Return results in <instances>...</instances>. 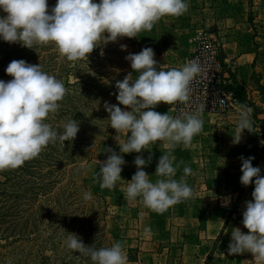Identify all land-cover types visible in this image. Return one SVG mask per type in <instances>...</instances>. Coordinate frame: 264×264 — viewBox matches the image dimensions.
I'll return each mask as SVG.
<instances>
[{
	"label": "rangeland",
	"instance_id": "rangeland-1",
	"mask_svg": "<svg viewBox=\"0 0 264 264\" xmlns=\"http://www.w3.org/2000/svg\"><path fill=\"white\" fill-rule=\"evenodd\" d=\"M186 2L189 7L183 15L163 17L151 31L143 30L136 38L124 37L115 43H107L100 50L103 55L99 53L91 57L90 62L92 69L101 66L102 76L106 74L102 80L108 83L114 77L110 75L112 64L118 65V59L122 57L120 67H115L117 72L132 71L125 57L129 53H139L144 47L154 50V59L161 70L181 68L192 62L198 65L205 78L208 74L203 67L208 68L212 54L234 74V69H238L237 57L240 64L246 63V69H241L246 81H238L244 90L240 99L224 82L221 85L204 83L195 76L190 83L187 102L171 105L161 102L155 109L175 118L195 112L197 108L203 109L202 131L193 137L190 145L180 144L172 151L174 166L176 162H184L176 179L183 174L185 165L193 170L186 177L193 189V197L162 213L145 207L139 197L126 199L127 181L136 171L133 160L137 153L122 154L126 163L121 172L122 180L115 188H101L99 182H94L93 175L99 171V161L106 159L104 146H111L119 152L118 145L126 140L125 133H116L110 128L108 113L104 112L106 115L101 122L106 123L94 138L89 136L92 146L87 148L84 157L69 162L70 151L59 144L53 154H59L60 161L56 164L41 162L36 178L48 182L41 197H14L2 191L8 182L0 184V264H86V259L90 258L64 246L65 237L60 232L66 228L67 221L81 230H92L94 237L84 242L86 245L94 244L99 248L107 247V242L111 246L121 241L130 264H256L250 253L228 255L227 246L233 228L239 227L242 232H247L241 223L242 212L244 202L252 199L254 188L253 184L245 187L240 183L242 173L238 157H254L253 166L260 167L264 176V0ZM222 13L228 16H222ZM0 15L6 14L0 11ZM207 39L217 44L216 49L207 45L198 47L200 42L207 43ZM121 44L127 45L125 54L120 49ZM224 46L235 51L230 49L231 55L223 57ZM221 87L229 89L234 98H228V92H222ZM218 97L223 101L219 103ZM103 100L118 104L115 95L105 96ZM238 103L252 109L253 133L245 130L241 142L233 144L239 118ZM147 147L153 158L144 171L150 175V180L155 181L158 158L168 150L162 141ZM142 154L147 157L148 150ZM52 158L54 160L55 156ZM204 162H207L206 169L202 167ZM202 176H208L210 180H203ZM85 192L91 193V199L83 198ZM226 197H230V202L225 207L222 204ZM32 227L37 230L33 233L34 238H15L18 235L15 231ZM146 227H150V234L145 233Z\"/></svg>",
	"mask_w": 264,
	"mask_h": 264
},
{
	"label": "clouds",
	"instance_id": "clouds-1",
	"mask_svg": "<svg viewBox=\"0 0 264 264\" xmlns=\"http://www.w3.org/2000/svg\"><path fill=\"white\" fill-rule=\"evenodd\" d=\"M188 7L186 0H99L98 3L56 0L51 8L47 0H0V11L6 14L0 17V39L29 49L52 42L68 61H88L94 49L120 38H136L143 30L151 31L161 18L181 16ZM120 49L126 50L127 45L121 44ZM154 56L151 47H144L139 53L125 57L132 71L115 82L118 104L104 102V109L110 128L116 133H125L126 140L118 145L119 152L104 146L106 159L99 161V171L94 173L93 180L101 188H115L122 180L126 163L122 154L137 153L133 160L136 171L127 181L125 198L139 197L145 207L162 213L194 195L186 180L193 170L185 165L183 174L176 179L184 162L181 160L174 166L172 151L180 144L190 145L193 137L202 131L204 121L202 108L184 113L180 118L155 110L161 102L167 105L187 102L190 83L200 69L189 62L181 68L161 70ZM5 72L12 79L0 80V171L18 168L37 158L50 144L74 140L80 123L69 119L60 130L45 122L50 113L59 110L58 102L63 100L67 89L62 81L43 71L40 64L12 60ZM237 111L233 144L241 142L245 130L253 133L252 109L238 103ZM157 141L164 142L168 151L159 156L154 172L157 179L152 181L144 168L153 158L147 146ZM144 150H148L147 157L142 154ZM238 159L240 183L245 187L253 184L254 188L252 199L244 202L242 212L241 223L247 232L239 227L231 230L227 253H250L256 264H264V176L260 167L253 166L254 157ZM83 198L91 199V193L85 192ZM229 202L230 197L224 198L222 206H228ZM63 231L66 233L64 246L90 258L92 264H130L121 241L97 248L94 244L86 245L78 234ZM144 231L150 234L151 229L146 227Z\"/></svg>",
	"mask_w": 264,
	"mask_h": 264
},
{
	"label": "trees",
	"instance_id": "trees-1",
	"mask_svg": "<svg viewBox=\"0 0 264 264\" xmlns=\"http://www.w3.org/2000/svg\"><path fill=\"white\" fill-rule=\"evenodd\" d=\"M55 3L56 0H51L48 5L51 8ZM100 50H102L100 47L94 49L88 56V61L77 60L70 62L60 54L58 48L52 42L47 45H34L32 49H29L22 47L19 43L10 44L0 39V80L9 81L12 79L5 72L6 67L12 60L23 59L30 64H40L43 71L62 81L67 89V94L63 100L58 102L60 104L59 110L56 113H50V117L48 116L45 122L49 123L54 129L60 130H62L63 124L69 119L73 118L80 122L79 132L74 140L65 141L64 144L59 142L54 145L50 144L37 158L26 161L18 168L0 171V176L3 177V179H0V184L9 183L8 186L3 187L2 191L10 193L14 197H41L45 193L44 188L48 182H44L41 178L39 180L36 178L38 176L37 170L41 168L42 161L47 164H50V161L54 164L60 161L59 154H53L55 146L62 144L64 148L70 151L67 157L69 162H74L77 157L80 158L86 155L87 148L92 146L89 136L94 138L95 133L102 131V127L106 123L104 121L101 122L105 118L103 115L107 113L104 109L105 101L103 99L105 96L115 95V82L122 80L127 73L125 70L117 72L115 67H120L122 64V57H119L118 62L113 61V63L117 62L118 65L112 64L113 69L110 71V75L113 74L114 77L110 79L109 83L104 82L102 79L106 77V74L102 76L101 66H98L97 69H92L90 62V58L98 56ZM122 52L125 54L124 50ZM105 71L106 73L109 72V70ZM226 79L228 80L227 87L234 92L236 98L240 99L243 97L244 90L231 69H228ZM52 115L53 117H51ZM54 156L55 159L53 160L52 157ZM63 229L67 232L78 234L83 242H87L91 237H94L92 230H81L74 223L69 225L68 221L66 228ZM36 231L34 227L29 230H18L14 232L18 234L15 238L23 236L34 238L33 233ZM57 232L58 230L55 233ZM55 233L54 235H56ZM60 235L66 238V233L63 230ZM49 237L52 238L51 236ZM107 246H110V243L107 242ZM85 262L86 264H92L87 259Z\"/></svg>",
	"mask_w": 264,
	"mask_h": 264
},
{
	"label": "built area",
	"instance_id": "built-area-1",
	"mask_svg": "<svg viewBox=\"0 0 264 264\" xmlns=\"http://www.w3.org/2000/svg\"><path fill=\"white\" fill-rule=\"evenodd\" d=\"M206 41V40H204ZM202 43V44H201ZM207 45V47H209L210 49H216L217 44H215L214 42L210 41L207 39V43H203L200 42V44H198L199 46H204ZM213 59H209L211 61H209V63L207 64L208 68L206 69V66L203 67L204 72H206L208 74V78H205V76H203L202 73H200L201 71H199V73L196 75V78L198 80H203L204 83H212V82H216V83H221L224 82V85L227 84V79H226V75H227V71L228 68H224V64H222V62H220L216 57L214 58L215 54H212ZM211 66V68H210ZM211 70V71H210ZM228 90V91H227ZM221 91L222 92H228V98H234V96L232 95V92L227 89L226 87H221ZM222 98L218 97V102H222Z\"/></svg>",
	"mask_w": 264,
	"mask_h": 264
},
{
	"label": "crops",
	"instance_id": "crops-1",
	"mask_svg": "<svg viewBox=\"0 0 264 264\" xmlns=\"http://www.w3.org/2000/svg\"><path fill=\"white\" fill-rule=\"evenodd\" d=\"M240 4L243 5V3H240ZM238 5H239V3H238ZM221 15L222 16H224V15L228 16L227 13H222ZM229 16L231 17V19L233 18L231 15H229ZM225 19H229V17H226ZM223 45H225V44L223 43ZM230 49H232V51H235L234 48H230ZM230 49L226 48L225 46L222 47V55H223V57H227V55H229V54L231 55L232 52H230ZM239 59H240L239 57L236 58V61H238V62H236L238 69H234V72H235L234 75H235V78L237 79V81L242 83L243 81H246V80L244 78H242L243 76L241 74V69L245 70L247 66H246V63H245V65L240 64ZM246 72H247V70H246ZM203 151H205V149H203ZM202 165H203L202 166L203 168H205V169L207 168V162L202 163ZM202 179L206 180V181L210 180L208 178V176H202Z\"/></svg>",
	"mask_w": 264,
	"mask_h": 264
}]
</instances>
